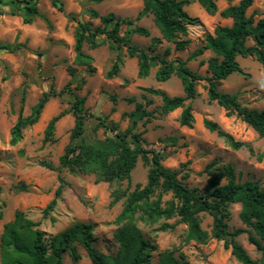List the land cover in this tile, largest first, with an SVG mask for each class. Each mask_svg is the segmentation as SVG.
Returning <instances> with one entry per match:
<instances>
[{
	"label": "rangeland",
	"instance_id": "obj_1",
	"mask_svg": "<svg viewBox=\"0 0 264 264\" xmlns=\"http://www.w3.org/2000/svg\"><path fill=\"white\" fill-rule=\"evenodd\" d=\"M61 1L63 11L54 8L51 0H39L37 6L40 15L36 16L24 5H14L12 0H4L0 5V45L19 47L15 51L0 50V264L3 230L7 223L14 220L17 211L39 222V229L46 234V239L65 231L76 222H82L94 226L93 245L99 253L115 254L119 249L114 234L119 227L116 219L124 207V200L113 203V187L128 193L137 186L143 188L147 184L150 166L140 158L131 173L130 182L124 181L113 186L98 180L94 174H75L61 167L60 158L71 142L75 126L72 113L74 95L85 98L84 112L89 117L83 138L90 144L114 137L112 132L99 126L97 117L125 131L130 124L127 114L140 106L151 113L137 126V132L142 133L144 147L160 152L162 164L178 171V178L189 188L199 191L204 189L208 180L206 168L211 163L219 168L231 165L235 169L237 182L254 181L264 187V138L239 117L228 116L216 102H210L207 80L199 81L196 85L197 97L185 102L184 107L190 106L194 117L192 127H186L180 124L184 107L164 113L162 98L147 91H162L170 97L184 96L182 82L176 75L166 82H158L155 78L159 68L157 65L151 69L148 77L140 78L137 59L131 58L126 48L113 51L111 42L105 36L99 37L100 45L95 49L88 44L83 46V52L92 58L91 62H79L75 52L78 24L102 26L92 13L95 11L100 16L113 13L117 17L132 20L133 27L149 31V37L131 34L134 44L148 48L153 38L160 39V43L155 46V53L169 61L181 59L194 72L209 77L208 61L215 54L205 50L193 60H190V56L205 45L206 37L212 35L216 27L231 26L232 21L223 19L220 12L230 5L238 4V1L228 3L217 0L218 12L214 15H209L197 2L185 6L187 13L199 18V22L189 26L188 35L184 37L189 43L183 51H178L175 43L162 39L152 14L141 15L143 0ZM247 15L256 22L264 18V0H253ZM130 29L123 26L120 35H129ZM247 44L252 45L253 42L248 41ZM118 58H121L119 72L109 76ZM237 61L243 74H232L221 81L219 91L237 96L243 106L262 110L264 64L255 57H238ZM51 88L56 93L65 90L50 98L39 121L25 128L22 140L12 146L11 130L17 121L22 99L23 116L27 117ZM61 112L65 114L56 124L53 140L46 141L48 123ZM206 121L215 123L219 130L243 146L234 149L227 138L206 128ZM20 150L24 152L23 157L19 156ZM43 163L50 164L53 169L44 167ZM59 176L64 179V190L55 210L44 218L43 211L55 198L60 186ZM160 192V189L156 191L152 201L161 195ZM161 198L164 204L171 201L173 196L167 193L162 194ZM227 211L229 231L246 228L240 219V204H229ZM198 217L202 229L211 234L212 216L201 212ZM178 221L179 218L175 217L149 226L137 220L143 235L157 246L151 264H158L159 255L166 251H172L177 259H184L189 264H242L232 256L231 247L226 248L223 240L210 236L205 244L186 242L188 227ZM164 222L177 225L174 229L161 231L159 228ZM235 241L243 246L253 260H260L261 254L248 242L247 234L238 236ZM77 251V262L66 252L63 264H92L81 245H77Z\"/></svg>",
	"mask_w": 264,
	"mask_h": 264
},
{
	"label": "trees",
	"instance_id": "obj_2",
	"mask_svg": "<svg viewBox=\"0 0 264 264\" xmlns=\"http://www.w3.org/2000/svg\"><path fill=\"white\" fill-rule=\"evenodd\" d=\"M4 0H0V5ZM39 0H12L16 6L24 5L34 16L40 15L38 9ZM217 0H143L144 8L141 15L152 14L154 23L159 29L162 39L175 43L178 51H183L189 41L184 37L188 35L190 25L198 23L199 18L191 17L184 9L185 6L197 2L209 15L218 12ZM228 3L238 1V4L230 5L220 12L223 19H230L231 26H218L212 35H208L205 45L193 52L190 60L203 54L205 50H211L215 56L208 61V71L211 76L203 77L191 70L186 62L181 59L167 60L164 56L155 53V46L160 39L153 38L148 48L137 46L131 41V34L149 37L150 33L142 27H133V21L117 17L113 13L100 16L93 12V18L99 19L101 25L94 27L92 23H79L75 35V52L79 62H91L92 58L85 55L83 46L88 44L90 48L99 47V37L105 36L111 42L113 51L126 48L131 58L138 62V76L146 78L151 69L159 65L155 78L158 82H166L176 75L182 82L184 96L170 97L165 92L148 89L153 95L162 98V111L170 113L183 108L185 102L197 97L196 85L201 80H207L209 84V100L216 102L228 114L236 115L250 126L260 137L264 138V108L262 110L250 109L243 106L238 97L222 93L218 86L221 81L232 74H243L237 61L238 57H255L264 64V18L257 22L252 16L247 15L248 9L253 5V0H223ZM51 4L59 11H63L61 0H51ZM42 17V16H41ZM47 20V19H45ZM28 20L27 22H29ZM131 27L129 35L121 36L123 26ZM252 41V45H248ZM18 46L0 45V50L15 51ZM121 67V58L114 63L109 76L116 75ZM56 93L53 88L43 95L39 102L32 108L29 116H23L22 99L20 112L14 127L11 130L10 144L17 145L23 138V130L35 125L49 102L50 98L64 93ZM69 91H71L69 89ZM85 98L74 95L72 113L75 118V126L71 134V142L60 158L61 167L71 173L94 174L98 180L110 183V185L130 182L131 173L141 158L150 166L147 184L128 193L120 188L112 190L113 203L124 200V207L116 219L118 230L114 234V240L118 244L115 254L99 253L94 243V226L82 222H76L65 231L60 232L49 239L39 229L40 223L27 218L25 213L17 211L14 220L5 225L1 238V264H63V255L67 252L74 262L79 259L77 245H81L87 252L92 264H151L152 254L157 251L153 240L146 238L142 230L137 226V220L146 225H154L161 220L179 218V223L187 225L186 242L195 241L205 244L210 236L216 240L225 241V247H231L232 256L242 264H264V187L259 182H237L235 169L231 165L223 168L211 163L206 168L208 174L207 183L202 191L191 189L178 178V171L166 168L162 164V154L155 150H147L143 145L142 133L137 132L139 121L150 117L151 113L137 107L135 111L128 113L129 127L120 131L118 125L107 123L97 117L99 126L114 134L113 138L96 141L93 144L83 138L85 123L89 115L84 112ZM64 112L50 120L45 134L46 141L53 140L56 124L64 116ZM194 117L190 106L184 107L180 124L192 127ZM206 128L211 132H217L220 137L227 138L234 149H240L243 144L219 130L213 122L206 121ZM23 157V150L19 151ZM48 169L53 167L43 163ZM60 186L57 188L55 198L43 211L46 218L55 210L57 200L64 190V179L59 176ZM226 181V183H223ZM160 194L171 193L173 199L163 204L161 195L154 201L157 190ZM229 204H240V219L246 228L228 230L226 219L228 217ZM207 212L213 218V230L211 234L203 230L199 220V213ZM1 216V214H0ZM177 223H162L159 230L174 229ZM247 234L248 242L261 254L259 261L253 260L247 251L238 244L235 239ZM158 264H189L188 261L177 259L172 251H166L159 255Z\"/></svg>",
	"mask_w": 264,
	"mask_h": 264
}]
</instances>
